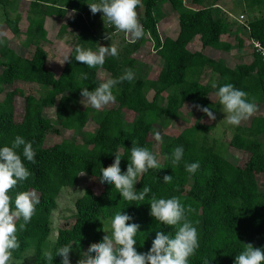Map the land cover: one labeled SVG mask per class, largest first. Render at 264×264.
Returning a JSON list of instances; mask_svg holds the SVG:
<instances>
[{
  "label": "trees",
  "instance_id": "obj_1",
  "mask_svg": "<svg viewBox=\"0 0 264 264\" xmlns=\"http://www.w3.org/2000/svg\"><path fill=\"white\" fill-rule=\"evenodd\" d=\"M26 1L29 9L24 47L28 53L19 54L9 45L0 52V90L3 91L4 86H12L0 101V147L10 146L15 136L20 135L33 142L37 161L35 164L24 161L32 175L9 192L14 200L17 193L34 190L40 200L24 231L19 230L22 221H17L20 243L17 255L32 247L37 264H61V257L55 255L56 249L70 245V264H76L75 253L79 260L82 258L79 251H86L92 243L102 242V219L114 218L118 212L132 218L128 223L140 226L134 247L140 253L147 252L156 231L175 233L174 227L159 224L150 216L149 202L153 193L157 199L178 197L186 209V219L196 227L199 248L189 258V264H234L236 255L247 243L264 251V191L260 189L257 178L264 174V143L260 140L264 134V116H253L248 125L235 127L229 141L231 146L249 154L243 165L225 158L209 142L212 124H191L162 143V169H150L137 178L138 182L134 184L137 192L144 186L151 188L144 201L128 202L106 182L101 183L98 192L88 187L75 200L72 225L58 229L52 262L44 257L43 245L51 230L52 210L62 187L75 185L82 172L87 173L91 181L100 183V168L110 166L115 154L121 156V172L126 171L133 140L138 142V146L153 152L151 136L160 116L177 118L180 109L186 105L204 114L194 105L211 110L219 105L218 101L211 99V94L218 90L212 88L213 82L218 86L231 83L248 94L249 102L254 98L255 104L264 103V63L252 50L251 62L239 63L233 68L226 66L221 58L207 53L208 50L230 51L234 41L239 47L246 43V38L238 30L232 32L229 17L218 7L219 0H191V5L186 0H141L136 9L144 29L141 39L135 43L127 40L118 57L107 56L102 67L90 69L75 60L74 46L93 50L97 40L116 30L113 27L98 36L83 19L82 32L92 34L91 42L86 44L83 37L77 36L70 51V62H65L60 74L56 75L46 65L48 53L42 45L47 40L44 24L47 16L64 15L66 7L56 0ZM92 3L79 1L77 12H85L88 4ZM164 4L169 5V13L178 18L179 30L175 38L159 33L158 24L167 16L163 11ZM6 21L15 34L20 32L17 18H7ZM246 27L249 38L264 39V14L249 20ZM231 33L234 41L223 38ZM196 36L200 41L199 50L190 47ZM147 38L154 42L153 49L163 60L153 78L141 72L143 63L135 57ZM129 68L135 78L113 88L114 104L101 112L91 106L80 105L81 88L91 91L102 81L99 70L106 71L108 78L115 79ZM208 69L213 76L212 82H205ZM85 73L87 79L82 78ZM26 83L41 85L42 93L38 96L25 93L19 84ZM150 91L153 94L148 98ZM16 96L23 98L20 119L16 118ZM49 107H54L56 120L64 130L81 131L90 121L96 123V128L87 134L82 144L75 139L63 138L46 145L45 138L54 128V120L43 113ZM124 110L136 114L130 125L124 122ZM177 146H183V159L173 168L170 157ZM17 151L23 159L22 148ZM195 162H199L200 168L195 174H189L185 164ZM165 175H172L171 183L163 182Z\"/></svg>",
  "mask_w": 264,
  "mask_h": 264
},
{
  "label": "clouds",
  "instance_id": "obj_2",
  "mask_svg": "<svg viewBox=\"0 0 264 264\" xmlns=\"http://www.w3.org/2000/svg\"><path fill=\"white\" fill-rule=\"evenodd\" d=\"M140 5L141 0H99L98 3L88 4V7L92 14L102 13L104 22L114 26L117 32H123L129 42L135 43L144 36V29L136 11ZM105 38L111 39L110 34L106 33ZM3 43L4 40L0 39V44ZM73 51L75 60L90 69L102 67L107 56L118 57L119 55L115 45L98 46V51L75 45ZM70 56H72L70 52H65L58 63L63 65L65 62H70ZM82 78L87 79V74H82ZM134 78L135 74L129 68L125 69L118 78L102 80L94 90L81 88V101L84 102L82 104L84 107L91 106L96 110L114 104L116 96L113 94V88L124 81L132 82ZM211 86L214 89L218 88L215 96L228 125L239 126L242 121L248 120L256 113L257 106L254 98L252 102H249L245 91L237 89L231 83L218 86L213 82ZM194 107L203 112L209 120L216 119L209 107L200 105H194ZM153 138L157 143H163L159 132H155ZM21 148L23 159L17 151ZM183 153V146H177L172 150L170 160L173 168L180 164ZM35 156L33 142L26 141L20 135L15 136L10 146L0 147V264H11L13 252L20 248L17 221H22L19 224V230L24 231L35 214L36 205L40 203L34 190L19 192L14 200L9 195V192L18 184L32 175L24 161L35 164L37 162ZM128 161L126 171L122 173L121 156L115 154V159L110 166L100 168L102 174L99 177L100 183L106 182L112 185L128 202L144 201L146 195L151 193V188L144 186L137 192L134 189V184L138 182L137 178L142 177L150 169H162V166L152 151L138 146L135 140L132 141ZM199 168V162L185 164V170L189 174H195ZM84 174L82 172L80 175ZM163 182L171 183L172 175H165ZM149 204L150 216L159 224L174 227V235L156 231L151 247L147 252L140 253L134 247L137 243L135 236L140 226L136 223H128L132 218L126 213L118 212L111 220L109 227L103 230L105 235L102 237V242L90 244L76 264H189V258L199 248V239L196 227L186 219L184 205L178 197L157 199L154 193L150 196ZM70 251V245L56 249L55 255L61 257V264H70ZM44 257L49 262L53 260L51 251H46ZM234 264H264V251L254 247L252 243L244 244L243 250L236 255Z\"/></svg>",
  "mask_w": 264,
  "mask_h": 264
},
{
  "label": "rangeland",
  "instance_id": "obj_3",
  "mask_svg": "<svg viewBox=\"0 0 264 264\" xmlns=\"http://www.w3.org/2000/svg\"><path fill=\"white\" fill-rule=\"evenodd\" d=\"M0 39L4 40L3 44H0V52L5 45H9L19 54H27L28 49L24 47L26 40V30L28 26L27 12L29 9V2L26 0H0ZM59 5L69 8L64 15H53L45 18L47 40L42 42L43 47L48 53L46 65L56 75H59L63 65L60 62L65 52H70L73 44L76 41V37H83L86 44L90 41L92 34L82 32L83 19L87 26L98 36L103 35L106 31H110L114 26H111L103 21L102 13L91 14L88 8L85 12H77V3L79 1L98 3L99 0H56ZM188 5H191L190 0H186ZM220 11L229 17L232 23V32L236 30L246 38L244 47H239L237 42L234 41L233 33L223 36L224 39L234 41V44L230 51H211L208 50L209 55H213L216 58H221L224 64L228 67H235L239 63L251 62L253 55L251 53V47L249 45L247 23L249 20L264 14V0H219ZM194 6V5H193ZM196 7V6H194ZM74 9V11L72 10ZM88 11V13H86ZM163 11L167 15L159 24L158 29L161 36L171 35L174 36L176 29L178 30V18L174 13H169V5H163ZM218 11V10H217ZM90 13V14H89ZM244 15L243 19H240V15ZM7 18H17L19 23L20 32L15 34L12 28L7 23ZM82 22H81V21ZM65 24H68L66 27ZM63 27V29H62ZM61 30V31H60ZM246 35V36H245ZM149 39V38H147ZM143 41L142 47L136 52L135 57L142 61L141 64L144 66L141 71L146 77L153 78L158 69L163 64V60L154 51V42L150 39ZM115 45L118 48L119 55L123 48L127 45V39L123 32H115L112 34L111 39L99 41L98 46L109 47ZM192 49L200 48V41L198 38L193 40ZM118 55V56H119ZM1 57V56H0ZM1 71V67H0ZM99 77L101 80L108 78V73L104 70H99ZM212 82L213 76L208 69L205 76V82ZM23 88L25 93H33L38 96L42 93L43 88L41 85L36 83L19 84ZM12 86H4V90H0V101L4 98L5 91L9 90ZM153 91H150L148 98H151ZM211 99L217 102L215 94H211ZM82 100V99H81ZM80 100V101H81ZM80 102L81 106H84ZM14 106L16 110V118L20 119L23 111V98L16 96L14 100ZM109 106V105H108ZM106 106V107H108ZM257 111L253 116H264V103H256ZM104 107V108H106ZM103 108V109H104ZM103 109L99 110L101 112ZM215 114V120H209L205 114H200L191 109L189 105L184 106L180 109V116L177 118H171L166 115H162L157 120L159 124L156 125V131L162 136L163 142L178 134L181 130L191 124L198 122L204 124H212L213 128L208 134L209 142L212 143L217 151L221 153L225 158L231 162L243 165L249 157L247 152L237 149L229 144V141L235 131L236 126H231L226 123L225 114L221 111V105H218L212 110ZM43 113L46 116H50L54 120V128L51 129L46 138L45 144L52 145L63 138L75 139L80 144L84 143L86 136L89 132L94 131L96 123L90 121L87 126L81 131H68L61 128L58 124L55 116L54 107L46 108ZM252 116V117H253ZM124 122L126 125H130L136 118V114L130 111L124 110L122 113ZM250 117L246 121H242L240 125H248L252 119ZM152 134L153 139V153L156 155L157 160L160 164L164 163V157L161 154V143H157ZM260 140L264 143V134L260 136ZM85 173V172H84ZM81 174V173H80ZM77 182L73 186L62 187L56 200V206L52 210L51 215V230L46 242L43 245L44 253L46 251L53 250L57 239L58 229L64 226H71L75 218V200L85 193L88 187H91L94 191L98 192L101 190V183L91 181L90 176L85 173L80 175ZM259 187L264 191V174L258 175ZM191 181V180H190ZM112 217H105L102 219L104 224V230L109 227ZM105 233L103 234V236ZM85 249L79 251L83 253ZM74 258L78 260L79 256L75 253ZM11 264H37L35 259L34 249L31 247L25 252L17 255V250L13 252V259Z\"/></svg>",
  "mask_w": 264,
  "mask_h": 264
},
{
  "label": "built area",
  "instance_id": "obj_4",
  "mask_svg": "<svg viewBox=\"0 0 264 264\" xmlns=\"http://www.w3.org/2000/svg\"><path fill=\"white\" fill-rule=\"evenodd\" d=\"M244 15H240V19H243ZM249 45L255 55L264 63V39L249 38Z\"/></svg>",
  "mask_w": 264,
  "mask_h": 264
},
{
  "label": "crops",
  "instance_id": "obj_5",
  "mask_svg": "<svg viewBox=\"0 0 264 264\" xmlns=\"http://www.w3.org/2000/svg\"><path fill=\"white\" fill-rule=\"evenodd\" d=\"M191 1V0H190ZM218 7H220V5L218 4ZM69 8H67L66 7V10H68ZM73 11H74V9H72ZM67 12V11H66ZM86 13H88V11L86 12ZM90 14V13H89ZM92 14V13H91ZM165 18V17H164ZM163 18V19H164ZM162 19V20H163ZM161 20V21H162ZM46 21V20H45ZM81 21V20H80ZM160 21V22H161ZM82 22V21H81ZM45 24H46V22H45ZM44 24V27H45V29H46V25ZM178 30H179V28H178ZM178 30L176 29V33H175V35L174 36H171V35H168V36H171V37H173V38H175L176 36H177V33H178ZM237 31V30H236ZM115 32H117V31H115ZM114 32V33H115ZM113 34V33H112ZM112 34H110V36H112ZM242 35V34H241ZM243 37H244V35H242ZM246 36V35H245ZM195 38H198L199 39V37L198 36H196ZM195 38H193V40L195 39ZM127 39V38H126ZM102 40H107L106 38H103V39H99V40H97L94 44H93V51H96V48H97V44L99 43V41H102ZM128 40V39H127ZM193 40L190 42V47H191V45H193ZM192 48V47H191ZM194 49L193 50H199L200 48H197V49H195V47H193ZM122 52V51H121ZM102 70V69H101ZM60 74V73H59Z\"/></svg>",
  "mask_w": 264,
  "mask_h": 264
}]
</instances>
